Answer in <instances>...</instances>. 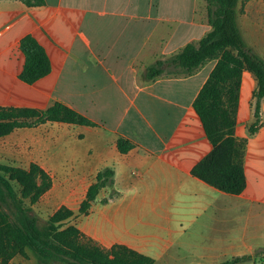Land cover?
I'll list each match as a JSON object with an SVG mask.
<instances>
[{
    "label": "crops",
    "instance_id": "obj_1",
    "mask_svg": "<svg viewBox=\"0 0 264 264\" xmlns=\"http://www.w3.org/2000/svg\"><path fill=\"white\" fill-rule=\"evenodd\" d=\"M45 2L29 7L0 0V107L46 109L60 102L95 125L47 121L16 128L0 137V161L40 165L53 183L36 205L54 208L51 214L62 206L73 210L72 222L104 249L124 245L154 264H204L211 258L219 264L218 258L246 255L253 259L240 264H257L264 257V99L262 124L250 136L255 77L244 72L240 88L236 136L248 143L247 185L238 195L192 174L213 149L193 102L216 61L191 74L166 68L147 78L156 61L211 31L207 2ZM247 7L264 15L262 0H247ZM29 34L51 64L50 73L32 84L20 79V42ZM120 138L133 143L126 153ZM107 167L115 172L114 186L99 193L88 215H78L89 187ZM183 248L199 250L201 260L182 259ZM9 264L26 263L15 257Z\"/></svg>",
    "mask_w": 264,
    "mask_h": 264
},
{
    "label": "trees",
    "instance_id": "obj_2",
    "mask_svg": "<svg viewBox=\"0 0 264 264\" xmlns=\"http://www.w3.org/2000/svg\"><path fill=\"white\" fill-rule=\"evenodd\" d=\"M29 7L45 5V0H20ZM211 31L197 44L190 43L175 56L158 60L148 68V79H154L172 68L170 73L191 74L210 60L216 64L202 86L193 106L213 145L211 152L192 169V174L232 195L242 193L247 185L244 160L247 138L236 136L240 88L244 72L256 79L253 92L255 122L249 126L254 135L262 124L261 101L264 99V58L248 47L237 20L239 0H205ZM25 64L20 79L32 84L51 71L50 59L32 36L20 42ZM27 118L34 119L32 122ZM47 121L94 126L95 123L72 108L55 102L46 109L0 107V137L16 128ZM120 151L126 153L133 143L120 138ZM114 170L104 168L89 187L78 215H88L92 201L106 187L114 186ZM52 177L37 163L22 168L0 163V264L31 251L38 264H154L152 257L124 245L107 250L88 238L72 222L75 212L62 206L44 225L34 212L43 195L52 187ZM19 187V190L15 188ZM106 202V200H104ZM253 257L236 256L219 264H240Z\"/></svg>",
    "mask_w": 264,
    "mask_h": 264
},
{
    "label": "rangeland",
    "instance_id": "obj_3",
    "mask_svg": "<svg viewBox=\"0 0 264 264\" xmlns=\"http://www.w3.org/2000/svg\"><path fill=\"white\" fill-rule=\"evenodd\" d=\"M262 4H264V0H262ZM247 8V0H241V3H239L237 8V19L239 21L241 33L248 47L264 58V15H256V11H247ZM0 163L22 168H26V166L30 164V162L27 161H0ZM15 188L19 190V187L17 185H15ZM33 210L40 218V225H44L48 217L51 215L52 211H54V208L48 209L43 203H39L33 208ZM199 252V250L192 251L188 250L187 248H183L180 251V254L182 256V259L186 258L187 262H197L198 260H201L197 256ZM18 258L26 264H38L34 254L31 251H29V258L17 256V259ZM226 259L227 258H225L224 260ZM263 259L264 257L256 258V260L258 261L257 264H261L260 260ZM212 260L214 259H204L202 261L204 264H213ZM220 260L221 262L224 261L222 258H218L216 262H219Z\"/></svg>",
    "mask_w": 264,
    "mask_h": 264
},
{
    "label": "water",
    "instance_id": "obj_4",
    "mask_svg": "<svg viewBox=\"0 0 264 264\" xmlns=\"http://www.w3.org/2000/svg\"><path fill=\"white\" fill-rule=\"evenodd\" d=\"M92 203H94V201H92Z\"/></svg>",
    "mask_w": 264,
    "mask_h": 264
}]
</instances>
